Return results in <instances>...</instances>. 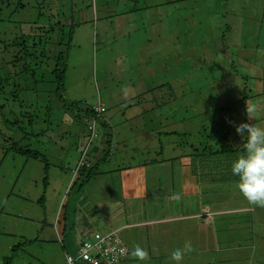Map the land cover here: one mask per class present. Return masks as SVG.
I'll list each match as a JSON object with an SVG mask.
<instances>
[{
	"label": "rangeland",
	"instance_id": "374dc122",
	"mask_svg": "<svg viewBox=\"0 0 264 264\" xmlns=\"http://www.w3.org/2000/svg\"><path fill=\"white\" fill-rule=\"evenodd\" d=\"M47 1L52 7L63 1L65 14L69 5L75 7L62 91L69 123L56 118L49 123L42 108L32 127L23 124L32 136L27 143L13 137L17 133L0 118V264H67L66 256L77 257L80 244L95 231L117 232L109 227L116 226L114 221L107 224V214L117 212L122 218L129 214L125 222L130 224L119 237L131 251L135 245L145 248L146 264H170V251L186 243L194 251L182 264H241L249 257L250 264H264V224L256 225L258 218L249 213L264 206L248 204L230 172L241 138L224 140L227 131L217 128L212 116L215 108L226 106L218 116L233 121L226 113L244 99L246 108H255L254 114L246 113L248 123L264 127V0H113L109 3L125 18L112 26L93 22L97 14L91 0ZM5 4L0 42L20 35V26L36 22L46 7L41 0ZM132 8H145L144 15L126 16ZM161 85L179 95L168 104L159 100V106L133 105V98L147 99L144 91L158 97ZM99 105L106 110L107 127L97 120L91 145L78 151L89 140L80 110ZM42 131L38 143L34 136ZM12 144L39 151L46 161L16 154ZM226 146L231 153H217ZM91 162H98L91 176L77 174ZM137 175L147 179L143 203L107 211L102 202L119 198L120 176L130 187L129 179ZM185 177V194L177 201L173 196L182 194ZM127 261L123 264H138L130 256Z\"/></svg>",
	"mask_w": 264,
	"mask_h": 264
},
{
	"label": "trees",
	"instance_id": "16d2710c",
	"mask_svg": "<svg viewBox=\"0 0 264 264\" xmlns=\"http://www.w3.org/2000/svg\"><path fill=\"white\" fill-rule=\"evenodd\" d=\"M111 1L113 0H91V6L89 7H93L95 14H97V17L93 22L106 21L112 26L116 20V24L118 23V17L125 18L124 14H121L120 12L116 13L118 7L115 8L116 4H110L109 2ZM41 3L46 4V7L40 11V15L43 17L39 15L36 22L28 25H21L19 29L20 35L0 42V118L3 120L5 126L9 125L10 127L8 128L13 129L14 132L17 133L16 135H13V137H18L19 139H22L23 137L25 138L24 141L28 140L29 142H31L29 139H31L32 136H28L23 124L25 123L28 127H32L35 119L37 121V112L41 113L42 108L46 111V118L49 120V123L55 118L57 121L59 120V124H62L63 122L69 123L68 108L70 107L63 104L62 91L64 90L63 82H65L68 52L71 49L74 35L73 30L75 29V24L70 23L69 20L73 18V8L75 7L72 6V4L69 5V14H65L64 10L65 8L67 9V6L63 1L60 2L58 6L55 5L56 7H52L51 1L41 0ZM108 3L110 8L108 7ZM4 4L5 0H0V8ZM18 6L21 8L24 7L20 1ZM95 7H98L99 12H101L100 16ZM144 10L145 8L142 10L132 8L128 10L129 13H126V16H134L133 18L140 19L144 15L142 14ZM70 15L72 16L70 17ZM4 19V17L3 20L2 17H0V24H4ZM41 20H44L45 22L42 23ZM1 27H3V25ZM142 28L143 25H140L138 30L142 31ZM142 32L144 33V31ZM175 91L176 88L174 87L165 88L161 85V91L157 95L158 97L155 96V91H144L142 94L147 97V99L143 98L137 100L134 105H145V102H153L159 106V100H166L168 104L171 99L176 98V96L179 95V92ZM141 102L142 104H140ZM166 102H162L161 105H164ZM233 106H235L236 109L233 108L234 110L231 114L226 113L227 115H231L233 121L230 117L223 118L222 116H218L223 109L222 107L226 106H219L212 111V116L215 119V122L218 124L220 123L217 128H223L227 131V134L224 135L225 138L223 137L224 140L227 135H232L233 137L236 136V125L248 123L245 109L248 105L245 103V100L243 99L241 102L233 103ZM146 110L150 112L154 111L152 109ZM34 111H36V113ZM80 111L84 113L82 115L84 122H81L83 123L84 128L89 132V140L85 145L81 146L78 151L83 149L87 150L89 145H91L92 138L95 135L94 127L97 120L104 121V126H106L105 123H107L103 118L104 116H102L106 110L101 105H99L98 108L84 107L81 108ZM238 114L240 121H242L241 123L238 121ZM5 115L12 116L13 120H11V122L6 121ZM73 118L75 117L73 116ZM44 122L47 123V121ZM3 124L1 123L0 129L4 128ZM43 133L44 131L40 132V134L35 133L34 139L37 141V139L40 138L38 135H42ZM210 134L212 135L211 142H213L214 134ZM62 136L63 135L60 133L59 137ZM1 141L3 140H0V142ZM24 141L20 140V142ZM221 141L223 140L221 139ZM37 142L39 143V141ZM215 143L217 142L215 141ZM12 146V149L16 154L24 155L33 161L39 159L46 161L43 153L39 151L29 150L27 149L28 147H17L16 144H12ZM111 147V144L108 145L106 151H111ZM230 147L231 146H226V148L217 151V153H231L232 150ZM80 153H82V151ZM97 165L98 162H91V165H85L83 171H78L77 174L80 173L88 178L92 175V169H96ZM46 166L48 167V165ZM64 224L68 226L66 218ZM67 226L66 229H68ZM92 238H90V240ZM77 254L79 255L78 252ZM68 256L70 255H67L66 259ZM72 258L76 260L75 264H83L81 260H77L78 256ZM248 260L242 259L241 264H250Z\"/></svg>",
	"mask_w": 264,
	"mask_h": 264
},
{
	"label": "clouds",
	"instance_id": "9594fccd",
	"mask_svg": "<svg viewBox=\"0 0 264 264\" xmlns=\"http://www.w3.org/2000/svg\"><path fill=\"white\" fill-rule=\"evenodd\" d=\"M246 113L254 114L255 108H246ZM235 132L241 138V152L230 165L231 175L236 178L235 189L248 204L264 206V127L241 123L235 126ZM173 199L179 201L181 194H174ZM193 251L191 243L172 249L170 264H182L184 256ZM130 258L138 264H146L150 260L148 251L140 245L134 246ZM116 259L113 257L114 261Z\"/></svg>",
	"mask_w": 264,
	"mask_h": 264
},
{
	"label": "crops",
	"instance_id": "0c3cea01",
	"mask_svg": "<svg viewBox=\"0 0 264 264\" xmlns=\"http://www.w3.org/2000/svg\"><path fill=\"white\" fill-rule=\"evenodd\" d=\"M118 30H120V27L118 26ZM133 100L135 101V103H136V101L137 100H140L139 98H133ZM134 103V104H135ZM133 104V105H134ZM156 163V162H155ZM144 170H148V172H149V174H151L150 173V170H151V168H150V165H148V164H145V166H144V168H143ZM120 178H121V185L119 186L118 185V187H119V198H110V200L109 201H105V202H102V203H104V205H103V207H105L106 206V209H107V211H111L112 209H114L116 206H119V210H120V212H121V209H123V206H129V204L131 203V201H138V203H143V200H144V198L146 197V195H147V192H145L144 191V188L142 187L143 186V184H144V182H146V184H147V179L144 181V176H140V175H137L136 177H134V178H130L129 180L130 181H132L133 182V185L132 186H130V187H128L129 185L126 183V179H124L122 176H120ZM187 177H185V178H181L180 179V190H181V197H182V195L183 194H185L184 193V180L186 179ZM193 180V179H192ZM186 181V180H185ZM120 197H121V199H120ZM112 203H111V202ZM141 201V202H140ZM151 203V202H150ZM125 211V210H124ZM249 213H252V217L253 218H258L257 219V221L255 222V223H257L256 225H260V224H264V221L263 222H260L263 218H264V209H262L261 207H254V208H252L250 211H249ZM119 214V212H117V215H115V213H113V214H107V224L108 223H110V222H112V221H114L115 222V224H116V226H111V225H109V227L110 228H112V227H115L117 230V233L119 234V232L120 231H126V230H128V229H130V224L129 223H127V222H125V220L126 221H128L127 220V218H128V216H129V214L128 215H123L124 217L122 218L121 216H119L118 215ZM120 217H121V219H120ZM115 218L117 219V220H115ZM118 221H120V222H118ZM118 222V223H117ZM207 222V221H206ZM205 225H209V223L207 222L206 224H204V226ZM255 225V224H254ZM133 226H136V228H141V227H143V226H145V225H142V224H136V225H133ZM101 230L102 231H107L106 229H105V226H102L101 227ZM110 231L108 230L107 232H105L106 234H108ZM95 233H100V234H103L102 232H96L95 231ZM94 233V234H95ZM86 233H84L83 235H85ZM90 234V235H89ZM93 234V235H94ZM87 235H89V237L88 238H90L91 237V235H92V233L91 232H88L87 233ZM92 235V236H93ZM121 238V237H120ZM121 240H122V242L124 243V245L127 247V249H128V254H127V256H126V258H124L123 260H121L120 261V263L119 264H123V263H126V262H129V261H127V259H129V256H130V253H131V249L127 246V243L125 242V240L124 239H122L121 238ZM238 240L239 241H241L244 245H243V247H247L248 248V245L249 244H245V238H243L242 236H240L239 238H238ZM253 246H251V249L253 250V248H252ZM250 249V250H251ZM250 258H253V257H250ZM228 263H230V262H228Z\"/></svg>",
	"mask_w": 264,
	"mask_h": 264
},
{
	"label": "built area",
	"instance_id": "2783aa9c",
	"mask_svg": "<svg viewBox=\"0 0 264 264\" xmlns=\"http://www.w3.org/2000/svg\"><path fill=\"white\" fill-rule=\"evenodd\" d=\"M79 166H83V158ZM93 241H87L79 250L77 260L85 264H116L125 258L128 249L122 242L117 232L108 234L95 233ZM113 257L117 259L114 261ZM68 264H75L76 260L71 256L67 257Z\"/></svg>",
	"mask_w": 264,
	"mask_h": 264
},
{
	"label": "bare ground",
	"instance_id": "6f19581e",
	"mask_svg": "<svg viewBox=\"0 0 264 264\" xmlns=\"http://www.w3.org/2000/svg\"><path fill=\"white\" fill-rule=\"evenodd\" d=\"M98 107H99V106H98ZM93 108H94V107H93ZM100 110H101V109H100ZM93 111H94V110H93ZM91 124H92V123H91ZM91 127H92V126H91ZM90 129H91V128H90ZM91 133H92V132H91ZM91 136H92V135H91ZM92 239H93V238H92ZM92 239H91L90 241H93ZM86 242H87V241H86ZM84 243H85V242H84ZM84 243H83V244H84ZM83 244H81V246L79 247V249H78V253H79L80 248L83 246ZM127 254H128V252H127ZM126 256H127V255H126ZM126 256H125V258H126ZM123 259H124V258H123ZM123 259H121V260H123ZM121 260H120V261H121ZM120 261H119L118 263H116V264H119ZM83 264H85V263H83Z\"/></svg>",
	"mask_w": 264,
	"mask_h": 264
}]
</instances>
